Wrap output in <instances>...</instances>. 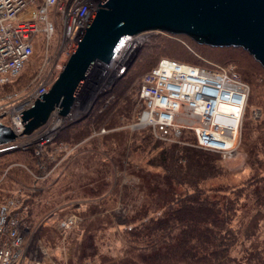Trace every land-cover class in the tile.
I'll list each match as a JSON object with an SVG mask.
<instances>
[{
  "label": "trees",
  "instance_id": "16d2710c",
  "mask_svg": "<svg viewBox=\"0 0 264 264\" xmlns=\"http://www.w3.org/2000/svg\"><path fill=\"white\" fill-rule=\"evenodd\" d=\"M202 46L218 52L202 51L204 56L218 63L211 64L235 66L238 76L251 86L249 106L264 110V98L259 94L264 71L259 64L241 48ZM157 47L160 52H151L143 68H155L161 60H158L159 55L181 63L193 61L171 49L169 42ZM130 76L117 80L119 95L132 83ZM96 118L87 125L102 122V118ZM118 145L120 151H115L112 163L120 168L128 164L131 174L139 179L138 184L128 187L116 183L107 195L110 185L106 179L110 169L105 159L110 161L108 154L102 157L91 153L83 158L87 166L85 173L77 174L72 168L62 174L57 189L51 193L52 203L40 205L36 199L42 196L40 191L25 199L27 206L33 203L26 220L29 228L33 227L32 211L36 208L41 216L50 211L57 204L54 197L79 191L84 198L98 199L81 213V239L74 242L76 249L68 264H85L95 258L96 264H264V117L252 120L247 113L241 146L249 173L240 185L230 183L231 173L223 167L220 153L195 145L154 146L155 153L147 162L151 168L160 170V174H156L130 163L131 148L125 142ZM109 200L129 209L128 223L133 225L125 231L126 245L117 256L103 253L98 243L99 233L112 224L107 215ZM52 233L50 229H42L40 236L54 243Z\"/></svg>",
  "mask_w": 264,
  "mask_h": 264
},
{
  "label": "rangeland",
  "instance_id": "374dc122",
  "mask_svg": "<svg viewBox=\"0 0 264 264\" xmlns=\"http://www.w3.org/2000/svg\"><path fill=\"white\" fill-rule=\"evenodd\" d=\"M51 16L56 27L53 36L49 39L41 31L33 41V54L24 65L20 75L0 85V117L3 118L4 124L8 125L14 111L19 112L28 107L32 101L34 103L43 90L46 89L49 92L67 65L69 59L67 56L69 50L67 31L60 17H54L52 13ZM147 33H151L148 41L139 49L134 62L123 74V76L131 75L130 78L133 80L128 86L129 88H124L123 94L119 95V81L115 82L107 92L99 91V77L96 76L93 81L83 86L84 91L81 90L78 96L80 98L79 105H73L74 107L67 116L62 117L55 111L39 133L21 138L19 142L0 146V203L16 194L22 195L25 200L26 197H29L28 195L32 196L38 191L42 192V196L36 198L39 199L40 205L52 203L51 193L57 189L58 180L62 174L72 168L77 174L85 173L87 166H85L83 158L89 157L91 153H98L100 156L108 154L107 157L110 161L105 159V163L110 169L106 179L110 185L106 192L107 195L111 193L110 190L116 183L120 182L121 185L128 187L138 184L139 179L131 174L128 164L120 168L111 161L115 151H120L118 144L121 142H125L132 150L128 158L130 163L144 166L147 170L160 174V170L151 168L147 161L155 153L152 151L154 146L165 147L172 143H164L156 139L150 130L133 127L142 109V103L138 100L139 88L143 77L152 69L143 68L144 62L148 56L150 57L151 52L156 51L158 54L161 49L157 45L162 47L165 42H169L171 49H176L191 57L193 59L191 64L208 65L215 61L202 54V51L206 52L208 49L188 40L187 37L158 31ZM206 53L215 54L218 52L208 50ZM167 57L159 55L158 60ZM102 64L104 63L102 62ZM224 66L235 67L233 64ZM259 66L261 67L260 64ZM108 67H110V63H106V68L108 69ZM261 69L264 71L262 67ZM108 72L109 70H106L107 74ZM261 74H263L264 81V72ZM123 76L118 80L121 81ZM259 94L264 98V82L259 89ZM247 113L252 120L264 117L262 107L249 106L247 103L238 149L228 158L222 157V165L231 173L230 183L234 185H240L249 173L241 146L242 130ZM96 117L102 118L100 124L87 125L92 119H97ZM53 127H56V130L53 131L51 139H49L48 132ZM101 130L106 132L101 134ZM41 133L47 140L44 146L36 145V141L39 142L42 139ZM182 139L183 143L173 144L192 146L195 143V137L190 133L184 134ZM37 151H39L38 155ZM52 184L54 187L49 193H46ZM78 193L67 192L60 197H54V202L56 201L57 204L42 216L38 214L39 211L37 213L36 208L32 211L33 227L26 235L20 264H30L36 260L46 259L51 260L54 264H68L76 249L74 242L81 239L79 231L83 225L81 213L87 209L89 204L98 200L84 198ZM111 200H109L108 214H106L112 224L99 233L101 238L98 243L103 253L117 256L121 254V250L126 245L123 237L125 231L133 225L128 223L131 216L129 209H124L119 203L116 205ZM31 207H33V203H30V207L28 206L29 211ZM69 215H76L80 221L67 235L62 236L55 228L56 221ZM42 229L53 231L54 243L46 242L41 238ZM94 263H97L96 258L85 262V264Z\"/></svg>",
  "mask_w": 264,
  "mask_h": 264
},
{
  "label": "built area",
  "instance_id": "2783aa9c",
  "mask_svg": "<svg viewBox=\"0 0 264 264\" xmlns=\"http://www.w3.org/2000/svg\"><path fill=\"white\" fill-rule=\"evenodd\" d=\"M102 1L0 0V85L20 75L33 54V41L41 31L49 39L53 36L56 27L51 13L63 21L70 58ZM150 34L125 36L110 63V72L99 82V91L107 92L112 87L113 81L127 68L132 55L148 41ZM46 92L43 90L35 101ZM249 96L250 86L238 76L233 66L211 63L196 66L163 58L142 79L138 92L142 109L133 127L150 130L156 139L172 144L183 143V135L190 133L195 137L196 147L228 158L238 149ZM79 102L76 101L74 106ZM30 108L14 111L8 125L5 124L20 136L17 142L28 137L21 136L24 132L21 113ZM2 119L0 117V123H3ZM44 126L33 134L39 133ZM55 130L53 127L47 138L51 139ZM105 132L101 130V134ZM41 135V141H36L38 146L47 143ZM28 213L22 195L16 194L0 203V264H20L30 229L26 223ZM79 221L76 215L65 216L56 221L55 228L65 236ZM30 264L54 263L46 259Z\"/></svg>",
  "mask_w": 264,
  "mask_h": 264
},
{
  "label": "water",
  "instance_id": "95a60500",
  "mask_svg": "<svg viewBox=\"0 0 264 264\" xmlns=\"http://www.w3.org/2000/svg\"><path fill=\"white\" fill-rule=\"evenodd\" d=\"M99 5L50 91L21 113V136L42 128L55 111L67 116L94 62L110 63L125 36L158 31L212 48H241L264 69V0H103ZM19 137L0 123V146Z\"/></svg>",
  "mask_w": 264,
  "mask_h": 264
},
{
  "label": "bare ground",
  "instance_id": "6f19581e",
  "mask_svg": "<svg viewBox=\"0 0 264 264\" xmlns=\"http://www.w3.org/2000/svg\"><path fill=\"white\" fill-rule=\"evenodd\" d=\"M114 57H115V55H114ZM113 57V58H114ZM104 64H102V61H95L94 62V64H93V66L91 67V69H90V71H89V73H88V75H87V77H86V80L84 81V83H83V85L81 86V88H80V90H79V94H80V92H81V90H83L82 88H84L83 86L84 85H86L88 82H90V81H93V79H95L96 78V76H98L99 77V82L101 83L102 81V79H104V78H106V76L108 75L107 73H106V70H109V72H110V67H108V69L106 68V63L105 62H103ZM111 63V62H110ZM103 76H105V77H103ZM84 91V90H83ZM79 96V95H78ZM82 98V97H81ZM76 101L78 102V101H80V98H77L76 99ZM32 103H33V101L30 103V105L27 107V108H30V106L32 105ZM25 109V108H24ZM24 109H22V110H24ZM21 110V111H22Z\"/></svg>",
  "mask_w": 264,
  "mask_h": 264
}]
</instances>
